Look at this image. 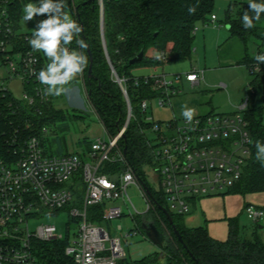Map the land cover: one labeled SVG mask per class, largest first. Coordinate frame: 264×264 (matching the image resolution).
Here are the masks:
<instances>
[{
  "label": "built area",
  "instance_id": "built-area-1",
  "mask_svg": "<svg viewBox=\"0 0 264 264\" xmlns=\"http://www.w3.org/2000/svg\"><path fill=\"white\" fill-rule=\"evenodd\" d=\"M9 2L0 0V264H47L39 254L40 243L62 240L66 234L58 232L51 223L31 230L29 222L42 217L46 209L58 211L67 206L79 229L73 235L67 232L65 255L73 264H118L127 257L123 238L89 220L88 209L105 202L102 218L109 222L124 216L119 202L128 206L129 201L134 226L125 233L127 239L140 233L135 218L145 216L155 207L150 188L129 164L119 172H102L106 162L126 163L120 140L130 121L137 119L128 93V79L112 67V78L120 86L127 108L126 123L116 135H110L103 125L108 138H95L89 149L60 155L47 153L44 140L48 128L43 116L53 103V96L43 94L46 86L40 84L34 73L49 61L42 52L32 50L28 43L32 34L18 30ZM209 20L216 22L218 16L212 14ZM198 29L196 25L194 32ZM68 47L81 50L72 43ZM262 53L264 50L257 54ZM160 59L167 61V53L161 52ZM247 68L252 76L264 74V64L257 69L253 61ZM85 78L86 69L70 84L79 81L87 92ZM203 78L204 71L195 69L134 77L136 86L146 85L155 94L142 97L138 103L142 121L149 124L144 132L154 162L148 167L158 188L148 184L163 195L169 212L180 215L189 214L199 198L227 193L242 178L251 153L252 137L245 116L252 102L249 94L234 112L196 115L191 124L176 116L155 121L146 115L150 106L172 107L185 80L195 88ZM15 80L24 84L21 99L10 89ZM249 89L254 90L251 85ZM149 171L145 169L147 176ZM133 184L145 200L143 212L138 211L128 194ZM78 191L83 193L81 200ZM244 213L254 223L264 218V208L253 204L246 205ZM118 229L123 230L121 225Z\"/></svg>",
  "mask_w": 264,
  "mask_h": 264
},
{
  "label": "trees",
  "instance_id": "trees-1",
  "mask_svg": "<svg viewBox=\"0 0 264 264\" xmlns=\"http://www.w3.org/2000/svg\"><path fill=\"white\" fill-rule=\"evenodd\" d=\"M34 0H10L9 10L18 26L23 15V8ZM87 0H72L75 21L82 26L79 39H83L93 58L92 75H88L89 53L85 86L89 100L95 108L100 120L112 136L125 125L127 120L126 102L122 90L112 78V67L121 76L128 79V93L133 106L134 115L128 124L120 145L125 152V162L104 163L102 172L115 173L129 164L138 177L151 191L155 207L146 216H137L135 221L140 233L146 236L144 224L153 223L164 234L160 251L153 252L131 264H264V241L253 233L247 236L239 218L229 219V232L225 240L213 237L206 226H189L185 215L170 212L173 224L177 227L181 239L173 229L168 216L162 210L167 204L160 192L152 189L146 177L145 169L153 165L154 158L144 130L149 127L142 121L138 103L142 97L153 96L146 85H135L134 69L138 67H155L164 61L158 56H150L148 50L153 48L159 54L167 53L168 62L185 61L192 58L195 32L198 22H206L215 14V0H103V34L107 54L105 52L100 0L84 4ZM259 2V0H258ZM249 0H232L226 13V23L231 36L239 38L245 45L251 40L258 43V51L264 50V14L254 21V27L245 30L241 24V16L248 10ZM189 6H197L193 15L188 13ZM251 15V13H250ZM72 45L79 48L75 40ZM144 51L142 60L130 64V60ZM257 55V54H256ZM255 55V56H256ZM254 57H246L243 64L247 67ZM253 91L248 90L251 101L260 93H264V74L253 76L249 83ZM264 98V95H263ZM264 105L248 108L246 119L251 133L252 143L250 156L244 166L242 178L227 192L231 194H248L264 191V167L256 160L255 143H264ZM62 116V110L51 103L44 111V122ZM78 179V178H77ZM78 198L81 200L80 191ZM105 202L88 209V219L102 223ZM69 242L66 234L62 240L40 243V256L47 264H73L65 255V246ZM118 264H125V259Z\"/></svg>",
  "mask_w": 264,
  "mask_h": 264
},
{
  "label": "rangeland",
  "instance_id": "rangeland-1",
  "mask_svg": "<svg viewBox=\"0 0 264 264\" xmlns=\"http://www.w3.org/2000/svg\"><path fill=\"white\" fill-rule=\"evenodd\" d=\"M231 1L215 0V14L218 16L216 22L210 20L198 22L199 29L195 33L194 51L191 59L178 62L164 61L161 65L155 67H138L134 69L135 75L152 72H166L172 75L174 73H186L194 69L204 71L202 82L195 88H192L186 80L184 81L182 92L173 98L172 107L154 105L152 108L150 106L146 113L147 116L155 121H166L174 116L182 119L181 111L184 105L194 108L196 115L228 113L234 112L245 102L249 93V83L253 76L243 62L246 57H255L258 51V43L253 39L245 45L239 38L231 36L226 23V11ZM31 3L38 4V0ZM65 10L75 20L72 0H67ZM23 16L24 12L18 22V30L30 34L33 32L36 21L46 18L38 16L34 21L26 22ZM157 56L160 58L159 53ZM66 87L68 89L66 93L52 98L54 106L62 110V116L55 120H49L46 124L48 132L45 135L44 145L47 153L53 155L84 151L89 149L90 142L95 138L99 136L108 138V134L104 130L103 124L82 84L75 81ZM10 89L16 98H22L24 84L21 80L11 82ZM263 95L264 93L260 92L255 100L250 103V108L264 105ZM146 170L149 171L150 168L146 167ZM144 177L152 187L158 188L155 176L151 171H149V176L144 175ZM82 188L83 185L80 184V189ZM128 194L138 211L143 212L146 209V203L138 187L134 184L129 186ZM221 195H217V197ZM258 195L264 196V192ZM81 196L83 198V193H81ZM201 199L197 201L198 204ZM119 203L123 208L124 216L101 224L108 228L113 235H119L123 238V246L127 252L125 264H131L153 252L160 251V245L154 243L142 233L127 239L124 237L125 233L134 226V220L129 215V210H133V208L129 201L128 206L122 202ZM43 214L42 217L29 222L31 230H35L37 226L43 223L55 224L58 232L62 234H67L70 231L73 235L79 229L78 222L71 214L70 206L58 211L46 209ZM204 215L202 209L198 210L192 206L191 212L185 215L184 219L189 226L211 225L210 221H205ZM262 220L254 223L244 213L243 223L247 226L245 228L247 236L252 235L249 232L252 228L256 235L263 237L259 227ZM240 222L242 223V215ZM215 223L216 230H212L214 237L226 239L229 228L228 220H217ZM119 225L122 226L123 230L118 229ZM162 263L165 264V260L162 259Z\"/></svg>",
  "mask_w": 264,
  "mask_h": 264
},
{
  "label": "clouds",
  "instance_id": "clouds-1",
  "mask_svg": "<svg viewBox=\"0 0 264 264\" xmlns=\"http://www.w3.org/2000/svg\"><path fill=\"white\" fill-rule=\"evenodd\" d=\"M66 7L67 0H38V4L28 3L23 8V19L26 22L34 21L38 16L46 17L36 21L28 43L33 51L42 52L49 61L38 73H34L40 84L46 86L43 94L47 96L59 97L66 93L68 91L66 86L81 75L88 64V58L83 51L88 45L83 39H79L83 28L68 14ZM196 7L189 6L188 13L195 14ZM262 14H264V0L259 2L249 0L248 10H245L241 16L243 28L245 30L253 28L254 21L259 20ZM74 40L80 51L68 47ZM254 61L255 68L258 69L264 64V53L257 54ZM181 115L191 124L196 111L184 105ZM255 148L256 160L261 167H264V143L257 141Z\"/></svg>",
  "mask_w": 264,
  "mask_h": 264
},
{
  "label": "crops",
  "instance_id": "crops-1",
  "mask_svg": "<svg viewBox=\"0 0 264 264\" xmlns=\"http://www.w3.org/2000/svg\"><path fill=\"white\" fill-rule=\"evenodd\" d=\"M147 54L150 56H156L158 55V52L155 49L151 48L148 50ZM259 193L262 192H254L248 194L223 193L224 194L223 196L221 194H217V195H221L220 197H217V195L204 196L202 197V199L199 198L201 199L199 204L197 202L199 200L198 199L194 202L193 206L195 207V209L198 210L202 209V211L205 213L204 215L205 217L203 218L205 219L206 222L208 221L211 222V225L206 224L205 226L208 228L210 234L214 237L215 235L213 234L212 230L213 229L216 230L215 221L229 220L230 218L231 219L239 218L240 220L242 215V226H243L245 225L243 223V217H244V208L246 205L253 204L255 206L264 208V196L258 195ZM228 227H229V222H228ZM259 227L261 232L263 233V237L260 238L264 241V220H262V224H260ZM245 230L246 229H244V231ZM228 232H229V228H228ZM249 232H251L252 234L255 233L252 228ZM221 240H225V239H221Z\"/></svg>",
  "mask_w": 264,
  "mask_h": 264
},
{
  "label": "water",
  "instance_id": "water-1",
  "mask_svg": "<svg viewBox=\"0 0 264 264\" xmlns=\"http://www.w3.org/2000/svg\"><path fill=\"white\" fill-rule=\"evenodd\" d=\"M93 1H95V0H87V1L84 2V4H87V3H90V2H93ZM100 5H101L102 38H103V42H104L105 52L107 54L106 45H105V41H104V34H103V0H100ZM87 50H88L89 58H90V60H89V67H88V75L91 76L92 75L93 58H92V55H91V52H90L89 47H87ZM143 57H144V51L141 50L136 57H134L133 59L130 60V64H134L135 62L142 60ZM162 210L168 216L171 224L173 225V229H174L175 233L177 234V236L179 237V239L182 240L181 235H180L177 227L173 224V219H172V216H171L170 212L166 208H164V207L162 208ZM143 227L145 229L146 236L151 241H153L154 243H156V244H158L160 246L163 244V241H164L165 236H164V234H162L157 229V227L153 223L150 222V223L144 224Z\"/></svg>",
  "mask_w": 264,
  "mask_h": 264
}]
</instances>
